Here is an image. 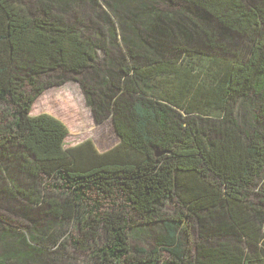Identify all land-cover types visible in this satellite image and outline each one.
<instances>
[{
	"label": "trees",
	"instance_id": "16d2710c",
	"mask_svg": "<svg viewBox=\"0 0 264 264\" xmlns=\"http://www.w3.org/2000/svg\"><path fill=\"white\" fill-rule=\"evenodd\" d=\"M99 1L0 0V264L45 263L66 223L99 264H264V0ZM62 76L116 146L30 115Z\"/></svg>",
	"mask_w": 264,
	"mask_h": 264
},
{
	"label": "rangeland",
	"instance_id": "374dc122",
	"mask_svg": "<svg viewBox=\"0 0 264 264\" xmlns=\"http://www.w3.org/2000/svg\"><path fill=\"white\" fill-rule=\"evenodd\" d=\"M133 1L134 0H132V2L131 0H127L126 4L131 5ZM139 1L142 2L145 0H137L136 5ZM24 3L28 9L30 7L32 10L35 0H25ZM120 3L121 2L118 0H115V2L111 4L122 11ZM97 4L96 12H101L105 7L104 3L100 0ZM131 7L132 6L129 8ZM130 30L129 28V32L127 33L132 35ZM62 78L65 83L46 89L35 100L30 115L38 116L47 114L60 120L67 129V137L65 139L66 147H71L87 140L91 141L100 152H105L116 146L119 142V138L116 135L110 118L100 123L96 122L91 107L88 106L86 96L79 84L69 77L62 76ZM55 80L59 81L56 78ZM172 208V205H168L165 207V211L172 213ZM3 214L13 221L14 227L19 228L18 225H21V228H19L21 230H24L25 227L29 230H32L33 227L45 229L48 225H44L46 222L45 218L41 223L33 221L36 223V225H34L32 221H27L20 215L14 214L9 216L5 213ZM35 217H38V215H35ZM52 228H54V230H52V233H49L52 236L47 233L43 235L42 238L45 237V240H47L46 236H50L52 241L61 238L60 242L63 244L64 248L60 246L51 249L47 248L48 251L43 254V260H48L42 264H99L98 262H100V260L97 259L98 253H94L93 248H91L92 244L89 241V237H87L84 230L80 232L73 223L57 224ZM153 231L154 230H146L142 234H130L128 241L129 245L131 247H141L146 250L153 249L155 247V238L158 234V230ZM45 243L44 241L43 244Z\"/></svg>",
	"mask_w": 264,
	"mask_h": 264
}]
</instances>
